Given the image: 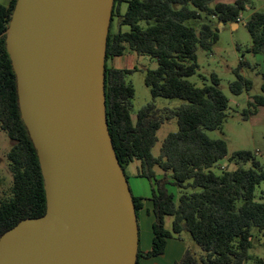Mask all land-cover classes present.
<instances>
[{
  "label": "trees",
  "instance_id": "1",
  "mask_svg": "<svg viewBox=\"0 0 264 264\" xmlns=\"http://www.w3.org/2000/svg\"><path fill=\"white\" fill-rule=\"evenodd\" d=\"M16 1L0 4V34L8 28ZM124 2L127 9L121 13ZM249 6L251 0H115L105 66L109 131L126 176V168L139 161L137 175L152 179L155 185L152 248L145 253L139 249L138 258L164 253L169 237L188 232L205 254L199 258L188 247L173 264H247L253 245L252 229L264 233V201L255 199L256 187L264 181L263 166L255 153L241 150L232 156L235 169L221 173L212 169L228 155V148L224 139L211 138L207 130L224 123L229 99L215 73L211 75L212 84L202 87L188 79L198 68V49L210 50L219 39L213 19L221 24L239 22L242 11ZM115 15L120 28L112 32ZM123 25L129 30L122 31ZM246 27L252 38L248 51L264 54V11H254ZM127 52L157 59L158 67L147 70L145 76L153 98H179L183 103L177 108L160 109L151 101L134 119L135 90L127 76L135 69L107 63ZM246 65L250 64L242 60L235 69L236 79L230 83L234 94L252 86V81L241 73ZM263 105L264 95H255L243 117L256 114ZM173 118L179 129L167 135L160 155L155 156L157 132ZM0 129L13 142L7 154L13 176L10 197L0 202L1 236L22 219L44 215L47 207L37 151L21 116L17 77L5 34L0 37ZM157 170L163 172L162 178H158ZM169 186L179 188L181 193L177 196ZM189 188L192 191L188 192ZM133 199L139 216L143 200L134 195Z\"/></svg>",
  "mask_w": 264,
  "mask_h": 264
},
{
  "label": "water",
  "instance_id": "2",
  "mask_svg": "<svg viewBox=\"0 0 264 264\" xmlns=\"http://www.w3.org/2000/svg\"><path fill=\"white\" fill-rule=\"evenodd\" d=\"M115 0H17L6 35L46 212L0 236V264H137L139 221L106 114Z\"/></svg>",
  "mask_w": 264,
  "mask_h": 264
},
{
  "label": "rangeland",
  "instance_id": "3",
  "mask_svg": "<svg viewBox=\"0 0 264 264\" xmlns=\"http://www.w3.org/2000/svg\"><path fill=\"white\" fill-rule=\"evenodd\" d=\"M9 1L0 0V4L7 5ZM218 1L233 2L234 0H216V2ZM260 4V0H251V6L253 7H261ZM126 9L127 3L124 2L121 5V13H124ZM260 9V11H264V7ZM250 13L251 9L242 11L243 21H240L237 30L233 29L230 24H221L218 20L213 19L215 25L219 28V39L210 50L198 49V68L192 76L188 77L195 85L202 87L212 84L211 75L215 73L220 79V86L224 94L229 99L228 117L224 123L216 129L207 130L211 138H222L227 143L228 155L212 167L216 173L235 169L237 165L232 161V156L235 152L241 150L255 153L264 170V105L258 107L256 114H249L247 118L243 117V111L249 108V101L253 100L255 95H264L262 90L264 63L260 62L259 57L248 51L252 43L251 35L246 27V21ZM119 28V17L115 15L111 31L117 32ZM128 30V25L122 26V31ZM242 60H246L250 64L244 66L241 73L252 81V86L241 94H234L230 89V83L236 79L235 69ZM107 63L114 67L135 69L127 76V81L132 83L135 90L132 99V116L134 119L138 111L151 101H154L160 109L177 108L183 103V100L179 98H153L150 87L145 83V76L147 70L158 67L156 58L139 55L135 52H127L124 55L110 58ZM178 129L176 118L167 120L162 124L157 132L158 141L153 148L155 156L160 155L162 143L167 135L178 131ZM12 143L7 133L0 129V202L10 197L13 176L7 154ZM139 165L140 162L135 161L128 166L126 171L131 190L135 195H137V189L139 191L142 188V182L145 181V179L135 177ZM246 166L249 167L250 163H247ZM133 187L135 190H133ZM174 191L177 196L181 193V190L177 187H174ZM190 191H192L191 188L188 189V192ZM255 199L260 202L264 201V181L257 185ZM252 233L253 245L249 250L251 259L247 261V264H264V233H260L258 228H253ZM182 235L188 247L196 252L197 257L200 258L205 254L190 233L183 232Z\"/></svg>",
  "mask_w": 264,
  "mask_h": 264
},
{
  "label": "crops",
  "instance_id": "4",
  "mask_svg": "<svg viewBox=\"0 0 264 264\" xmlns=\"http://www.w3.org/2000/svg\"><path fill=\"white\" fill-rule=\"evenodd\" d=\"M260 1H261L260 6L264 7V0H260ZM233 2H226V3H233ZM261 7L249 6L247 9H251V13H250L251 15L254 11L257 10L260 11ZM242 21H243V16H242ZM239 23L240 22L230 23V25L232 26L233 29L237 30L239 28ZM254 55L260 58V62L264 63V54H254ZM157 176L158 178H162L163 172L161 170H157ZM135 177L145 179V181L143 180L144 182H142L143 183L142 188L139 191L137 189V195H135V193L132 192L134 196L140 197L143 200V208L140 210L138 216L139 233H140L139 249L141 252L145 253L152 248V243H153V235H154L153 223L155 220L153 194L155 190V185L152 179H149L146 176H139L137 175V172L135 173ZM146 181L148 182V184ZM169 189L170 191L175 192L173 186H169ZM133 190H135L134 187ZM166 222H167V227L170 228V218H167ZM187 248H188V244L184 236L182 234L181 235L173 234L172 237H169L167 239V244L164 253L151 257L139 256L138 258L139 264H173L175 261L179 260L182 257L183 253Z\"/></svg>",
  "mask_w": 264,
  "mask_h": 264
},
{
  "label": "built area",
  "instance_id": "5",
  "mask_svg": "<svg viewBox=\"0 0 264 264\" xmlns=\"http://www.w3.org/2000/svg\"><path fill=\"white\" fill-rule=\"evenodd\" d=\"M239 20V22L242 20V16L238 19Z\"/></svg>",
  "mask_w": 264,
  "mask_h": 264
}]
</instances>
